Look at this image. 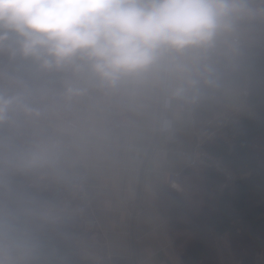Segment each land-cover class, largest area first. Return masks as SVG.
I'll list each match as a JSON object with an SVG mask.
<instances>
[{
	"label": "clouds",
	"instance_id": "obj_1",
	"mask_svg": "<svg viewBox=\"0 0 264 264\" xmlns=\"http://www.w3.org/2000/svg\"><path fill=\"white\" fill-rule=\"evenodd\" d=\"M261 84L264 0H0V264H104L73 231L91 187L148 154L183 190Z\"/></svg>",
	"mask_w": 264,
	"mask_h": 264
},
{
	"label": "trees",
	"instance_id": "obj_2",
	"mask_svg": "<svg viewBox=\"0 0 264 264\" xmlns=\"http://www.w3.org/2000/svg\"><path fill=\"white\" fill-rule=\"evenodd\" d=\"M247 103L254 115L229 122L224 136L206 146L234 181L198 166L182 174L183 190L170 187L162 196V211L186 264H256L264 252V84L252 89ZM78 228L76 222L77 235Z\"/></svg>",
	"mask_w": 264,
	"mask_h": 264
},
{
	"label": "crops",
	"instance_id": "obj_3",
	"mask_svg": "<svg viewBox=\"0 0 264 264\" xmlns=\"http://www.w3.org/2000/svg\"><path fill=\"white\" fill-rule=\"evenodd\" d=\"M252 115L246 101L245 107L227 117L218 115L209 126V136L222 137L226 124ZM198 166L205 165H181L176 171L182 175ZM170 187L159 182L150 155H143L122 172L116 185L91 187L89 208L77 220L78 235L98 243L104 264H137L146 245L155 249L157 264H186L182 245L162 211V196ZM256 264H264V252Z\"/></svg>",
	"mask_w": 264,
	"mask_h": 264
},
{
	"label": "built area",
	"instance_id": "obj_4",
	"mask_svg": "<svg viewBox=\"0 0 264 264\" xmlns=\"http://www.w3.org/2000/svg\"><path fill=\"white\" fill-rule=\"evenodd\" d=\"M213 140L212 136L206 137L202 142L196 146V151L199 156L194 165L203 164L210 167L213 171L225 175L228 182L232 183L234 181L235 175L230 171V169L225 165L221 158L211 155L207 152L206 146ZM180 182L183 183V177L178 173ZM89 208V207H88Z\"/></svg>",
	"mask_w": 264,
	"mask_h": 264
},
{
	"label": "rangeland",
	"instance_id": "obj_5",
	"mask_svg": "<svg viewBox=\"0 0 264 264\" xmlns=\"http://www.w3.org/2000/svg\"><path fill=\"white\" fill-rule=\"evenodd\" d=\"M188 199H189V202L192 205H195L196 204V199L192 195L189 194Z\"/></svg>",
	"mask_w": 264,
	"mask_h": 264
}]
</instances>
